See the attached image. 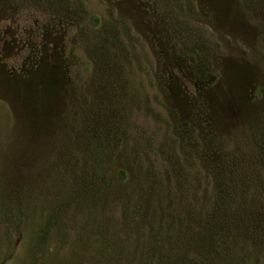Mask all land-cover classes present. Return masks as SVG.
Masks as SVG:
<instances>
[{"label":"rangeland","instance_id":"obj_1","mask_svg":"<svg viewBox=\"0 0 264 264\" xmlns=\"http://www.w3.org/2000/svg\"><path fill=\"white\" fill-rule=\"evenodd\" d=\"M264 264V0H0V264Z\"/></svg>","mask_w":264,"mask_h":264},{"label":"trees","instance_id":"obj_2","mask_svg":"<svg viewBox=\"0 0 264 264\" xmlns=\"http://www.w3.org/2000/svg\"><path fill=\"white\" fill-rule=\"evenodd\" d=\"M207 254H202L201 255V259H198L196 264H225L223 261V259L225 258H220V257H216L213 255L210 256H206ZM241 264H249L248 261H242Z\"/></svg>","mask_w":264,"mask_h":264}]
</instances>
